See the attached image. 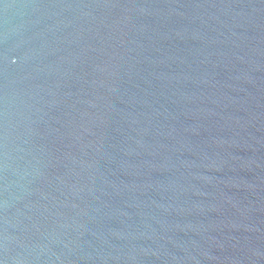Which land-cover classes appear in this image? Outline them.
<instances>
[{
    "label": "water",
    "instance_id": "obj_1",
    "mask_svg": "<svg viewBox=\"0 0 264 264\" xmlns=\"http://www.w3.org/2000/svg\"><path fill=\"white\" fill-rule=\"evenodd\" d=\"M0 264H264V0H0Z\"/></svg>",
    "mask_w": 264,
    "mask_h": 264
}]
</instances>
